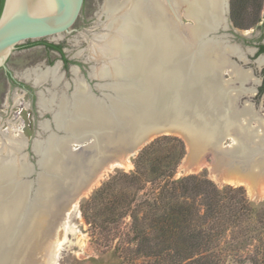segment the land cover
<instances>
[{"label":"bare ground","instance_id":"bare-ground-1","mask_svg":"<svg viewBox=\"0 0 264 264\" xmlns=\"http://www.w3.org/2000/svg\"><path fill=\"white\" fill-rule=\"evenodd\" d=\"M11 2L7 20L33 11L48 18L37 27L59 22L67 7L63 0ZM182 6L194 21L191 25L179 22ZM103 8L109 31L90 42L91 56L105 59L95 71L106 80L103 85L97 84L101 96L82 80L73 96L61 99L51 111L57 130L36 141L33 149L37 163L31 170L19 159L26 139L0 131V264H36L32 259L33 251L39 249L36 241H52L57 223L54 219L107 171L126 166L128 155L153 136L142 139L140 146L132 147L129 153L97 155L96 149L114 143L116 128L140 129L147 121L161 120L160 126L169 122L176 130L190 132L188 146L196 161L194 168L205 162L200 159L209 150L216 178L245 181L254 189L264 183V154L259 153L264 138L261 131L241 125L242 116L252 114L251 107L236 108L239 95L246 89L241 87V93L236 89L233 94L223 78V70L232 68L243 85L252 73L238 70L221 48L218 38L227 35H213L229 26L227 0H106ZM228 51L234 52L232 48ZM59 66L31 69L28 77L38 85L47 80L56 84L60 80ZM100 84L109 92L102 95ZM53 102L52 96L42 98L41 103L50 109ZM231 134L234 146L222 147V139ZM83 142L85 149L94 153L87 168L83 152L74 150V145ZM32 173L35 179H25ZM68 183H73L72 188ZM62 185L67 187L61 190ZM26 249L32 253L25 254Z\"/></svg>","mask_w":264,"mask_h":264},{"label":"rangeland","instance_id":"rangeland-1","mask_svg":"<svg viewBox=\"0 0 264 264\" xmlns=\"http://www.w3.org/2000/svg\"><path fill=\"white\" fill-rule=\"evenodd\" d=\"M105 1L85 0L72 30L59 37L61 39L55 37L30 39L19 44L10 54L7 60L9 69L17 80L29 85L30 89L15 84L7 71L0 68V131L18 139L23 137L26 139V147L21 149L23 159L21 154L19 159L23 163L26 162L30 170L33 164L37 163V156L33 151L36 141L45 139L47 135L57 130L50 111L57 107L61 99L73 96L79 81L82 80L99 94L93 92L96 96H101L97 84L103 81L95 71L105 59L91 56L90 42L109 31L108 15L103 8ZM256 3L255 0H249V3L242 6L239 14L242 25L247 24L249 18L254 19L259 6ZM178 15L181 25L194 23L193 19L185 14L183 6ZM228 17L229 27L220 29L217 33L227 35L218 38L222 42L221 48L227 51L229 60L238 70L251 72L252 76L242 85L236 73L228 67L223 70V78L228 87L233 88V94L236 89L240 91L241 87L246 89L243 93L239 92L241 94L236 108L250 106L252 114L242 116L241 125L252 128L250 131H261L264 138V89L261 91V87L264 86V65L257 63V57L248 53L247 60H243L245 56L240 48L247 51V48L253 47L254 44L246 41L240 34L242 27L234 21L232 0ZM225 25L223 22V26ZM42 39L61 44L67 61L61 52L40 42ZM230 48L233 49V53L228 51ZM58 64L60 80L56 84L52 80H47L37 85L28 77L31 69L46 70ZM75 67H78L77 72L74 71ZM91 71L99 78L90 76ZM102 85L99 86L103 95L109 90ZM52 96L53 106L49 105L50 109H46L41 103L42 98ZM228 136L222 139V147L229 148L236 143L232 134ZM180 140L183 141L186 150L181 160ZM152 143L154 144L151 145ZM74 146L76 152L84 148L83 146L77 149L80 146ZM147 146H150V150L147 158L145 157L146 165L144 168L138 167L137 164L140 165L138 155ZM259 150L263 155L264 146ZM3 152L6 154L5 149ZM189 152L188 141L182 135L175 133L155 135L136 153L128 155L129 162L126 166H117L107 171L96 185L65 209L61 217L54 219V223H57L51 242L44 244L36 241L39 249L33 253L26 249L25 254L32 253V259L36 264H184L173 260L167 251H161L164 244L159 239V226L153 225L156 215L151 213L148 201L153 200L165 181L196 174L203 179L213 180L223 192L219 196L220 207L216 228L219 229L218 238L213 241L209 250H204L194 257L210 253L217 257V264L254 262L264 264V183L256 185L257 189H254L245 181L218 179L213 170L214 158L209 150L203 153L200 160L205 162L197 168H194L196 161L191 158ZM191 163L194 169L188 167ZM141 171L144 173L140 175L138 172ZM32 174L25 179H35L36 175ZM203 198V195H197L196 198L188 199L187 203L196 202L203 213L205 209L202 205ZM242 205L247 209L242 210ZM159 213H162V210H159ZM205 228L208 230V223L205 224ZM177 239L175 238L174 242L181 243ZM23 254L19 256L23 257Z\"/></svg>","mask_w":264,"mask_h":264},{"label":"trees","instance_id":"trees-1","mask_svg":"<svg viewBox=\"0 0 264 264\" xmlns=\"http://www.w3.org/2000/svg\"><path fill=\"white\" fill-rule=\"evenodd\" d=\"M4 2L5 0H0V15ZM247 2L249 3V0H232V15L238 26H242L239 21V14L242 6L246 5ZM255 2L260 4L261 0H255ZM40 42L48 48L62 52L63 58L67 61L61 44L51 43L45 39L40 40ZM180 142L182 143V149L179 152V160L184 157L186 152L183 141L180 140ZM150 146L145 147L139 153L138 162L140 161V165L138 163V167H145V157L149 153ZM138 173L141 175L144 172ZM222 192L223 190L213 180L203 179L196 174L165 181L153 200L148 201L151 213L156 215L153 225L159 226V239L164 244L161 251H167L171 258L179 263L217 264V257L214 254L206 253L198 257L194 256L199 255L204 250H209L210 245L218 238L217 215L220 207L219 196ZM197 195H203L204 197V202L202 201V205L205 206L203 213H201V208L196 205V202L187 203L188 199L196 198ZM245 208L247 209L246 206H241L242 210ZM159 210H162V213H159ZM135 219L138 220L137 217ZM207 223L208 230L205 228ZM175 238H178L181 243H175Z\"/></svg>","mask_w":264,"mask_h":264},{"label":"water","instance_id":"water-1","mask_svg":"<svg viewBox=\"0 0 264 264\" xmlns=\"http://www.w3.org/2000/svg\"><path fill=\"white\" fill-rule=\"evenodd\" d=\"M63 1L67 3L66 5L67 7L64 9V17L59 22H54L52 24H48L47 26L42 25L41 27H37L38 25H40V23L47 21L48 18H45L44 16H41L40 14H37L33 11L30 12L26 11L25 14L20 15V17L18 18L7 20L8 8L10 3L12 2L11 0H5L3 10L0 15V68L1 67L4 68L7 72L11 71L7 65V60L10 54L18 47L19 44L30 39L33 40L40 38H54L57 37L58 35H64L66 33H69L72 30V26L75 24L82 11L84 0H63ZM229 10H230V0H227V17L229 14ZM220 29H225V28H219L213 35H218L217 33ZM90 76H92V73L90 74ZM100 80L106 82V80L103 79ZM103 82H99V83H103ZM98 90L100 91L99 88ZM51 114L53 117L52 112ZM117 118L119 119V117ZM160 122L161 120H158V122L147 121L146 122L147 125L140 129H136V127H131L130 129L128 128L126 129L125 127L116 128L117 134L114 135L115 137L114 143L112 145H107L106 148L104 144L100 149H96L94 152L99 156H104L108 154L106 155L107 157L114 155H121V153L123 154L129 153L132 147L133 148L139 147L142 139L146 138L147 136L148 137L151 136V134L153 135L152 137H154L155 135L161 133H166V134L175 133L182 135L188 141L189 138L188 134L190 133L189 131H183L180 129L176 130L177 127L171 126L172 124H168L169 122L167 124L165 122L162 126H160L161 125ZM158 127H163V128L161 130ZM142 145L140 146V148L142 147ZM79 146L80 149L84 146L81 152H83V157L87 161L84 165V167L87 168L92 164L94 157L92 155L94 153L89 148L85 149L86 146L85 142H83ZM114 150L116 151L117 154L113 153ZM33 151L37 156L36 151L34 149ZM110 152L111 154H109ZM66 185H69V187L72 188L73 183L71 185L69 183ZM84 186L86 187V184ZM62 187L63 188L60 187V189L64 190V188H66L67 186L62 185ZM76 194H78V192H76ZM56 206L58 205L56 204Z\"/></svg>","mask_w":264,"mask_h":264},{"label":"flooded vegetation","instance_id":"flooded-vegetation-1","mask_svg":"<svg viewBox=\"0 0 264 264\" xmlns=\"http://www.w3.org/2000/svg\"><path fill=\"white\" fill-rule=\"evenodd\" d=\"M83 6H84V3H83ZM258 7L259 8H257L255 11L254 19L252 20V18L250 19L248 17L249 18L248 23L242 25L241 26L242 29L240 30V34L243 36V38L246 39V41L253 43L254 46L247 48V51L243 50L242 48L240 49H241L242 54L245 56L243 60H247V53H248L249 55L251 54V56L257 57V61H256L257 63H259L260 65L262 64L264 65V61H261L262 59L264 60V0H261ZM53 50L59 51L57 49H53ZM62 51H63V48H62ZM7 73H8L9 78L15 84L20 85L22 88L30 89L29 85L17 80L11 71ZM263 89H264V86L261 87V91Z\"/></svg>","mask_w":264,"mask_h":264}]
</instances>
